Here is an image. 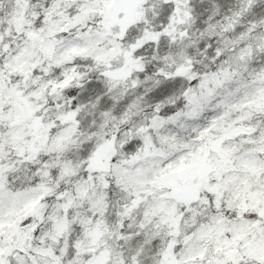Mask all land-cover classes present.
Returning a JSON list of instances; mask_svg holds the SVG:
<instances>
[{
  "label": "snow or ice",
  "instance_id": "1",
  "mask_svg": "<svg viewBox=\"0 0 264 264\" xmlns=\"http://www.w3.org/2000/svg\"><path fill=\"white\" fill-rule=\"evenodd\" d=\"M0 264H264V0H0Z\"/></svg>",
  "mask_w": 264,
  "mask_h": 264
}]
</instances>
